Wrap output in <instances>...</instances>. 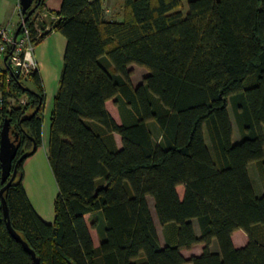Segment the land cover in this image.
I'll return each mask as SVG.
<instances>
[{
	"label": "trees",
	"instance_id": "16d2710c",
	"mask_svg": "<svg viewBox=\"0 0 264 264\" xmlns=\"http://www.w3.org/2000/svg\"><path fill=\"white\" fill-rule=\"evenodd\" d=\"M103 1L62 0L55 20H38L45 5L34 0L25 21L35 44L53 29L67 38L50 112L54 222L37 213L23 185L24 160L42 143L40 72L23 79L0 67L10 74L0 83L3 119L19 133L17 175L4 192L13 228L42 264H264L256 231L264 228V190L256 193L249 174L254 161L264 188V0H124L122 20L107 19ZM132 63L148 69L136 85ZM10 95L27 101L9 107ZM237 229L249 235L243 246L233 242ZM195 243L203 252L184 256ZM0 264H36L9 231L1 200Z\"/></svg>",
	"mask_w": 264,
	"mask_h": 264
},
{
	"label": "crops",
	"instance_id": "0c3cea01",
	"mask_svg": "<svg viewBox=\"0 0 264 264\" xmlns=\"http://www.w3.org/2000/svg\"><path fill=\"white\" fill-rule=\"evenodd\" d=\"M43 2L45 5V10L44 11L41 10L42 14L44 12H47L48 14L51 15L53 12L60 9L62 0H43ZM103 7H104V16L107 19H117V20L123 19L124 0H104ZM37 10L40 11V8H38ZM21 14L22 13H21L20 0H0L1 23L12 22L13 24L19 26L20 23L22 22ZM45 20H47V18H45ZM66 44H67L66 36L61 31L57 29H53L46 36H44L39 42L36 43L34 50V54L38 62V70L40 72L43 85L45 88V103H44V111H43L44 119H43V127H42V143L30 155H28L25 158L23 163V168H24L23 185L31 200L33 207L35 208L37 213L47 222H54L55 220L54 202L59 191L57 180L53 173L48 156V143L50 136V112L53 106L54 96L59 87ZM1 66L2 65L0 63V67ZM26 84H28V86L30 87H34V83L32 80L26 81ZM115 136L118 145L121 146L122 142H121L120 134L115 133ZM251 163L249 164V170ZM179 187H182L184 190L183 185H179ZM254 188L255 191H257L255 186ZM147 198H148V202H149V198L152 199V201H154L152 196H148ZM150 208L153 219L156 224L155 216L153 214L151 205ZM87 216H89L88 217L89 220L90 214L85 215V217ZM192 221L194 224L195 232L197 233V235H199L201 230L198 221L196 218H193ZM156 227L159 233L161 243L164 244L165 238L163 235V231L161 235L157 224ZM94 229L97 236L94 235ZM90 231L92 234L94 244L99 245L101 237L99 236L97 229L90 227ZM256 231H257V235L264 236L263 226L258 227ZM232 239L236 246H243L248 242L249 235L244 229H237L232 233ZM203 248H204L203 243H195L190 248H183L182 253L184 256L190 257L192 255H198L202 253ZM210 248L213 251H219V244L216 238L212 239Z\"/></svg>",
	"mask_w": 264,
	"mask_h": 264
},
{
	"label": "built area",
	"instance_id": "2783aa9c",
	"mask_svg": "<svg viewBox=\"0 0 264 264\" xmlns=\"http://www.w3.org/2000/svg\"><path fill=\"white\" fill-rule=\"evenodd\" d=\"M47 15V12L43 13ZM16 25L12 22L1 23L0 22V56H3L4 65L1 67L3 69L9 68L11 72L16 73L21 78L25 79L29 76L31 72L38 69V62L34 54L35 42L32 40L30 28L23 25L21 31L15 35ZM39 33L42 30L38 29ZM6 57V59H5ZM17 67H19V72L17 73ZM10 74L4 76L0 68V83H9ZM6 91H10L7 88ZM4 88L0 87V131L3 124V109L5 106L4 100ZM27 101V96H8L9 107L12 104H22Z\"/></svg>",
	"mask_w": 264,
	"mask_h": 264
},
{
	"label": "water",
	"instance_id": "95a60500",
	"mask_svg": "<svg viewBox=\"0 0 264 264\" xmlns=\"http://www.w3.org/2000/svg\"><path fill=\"white\" fill-rule=\"evenodd\" d=\"M40 1V0H38ZM34 0H20L22 13L25 14L24 20H26L31 13L34 11L35 6H32ZM22 23L17 28L15 35L18 34ZM6 59V57H5ZM19 72V67H17V73ZM18 139L19 133L15 132L12 136L11 134V120L6 117L2 124V129L0 131V163H1V182L4 185L0 189V200L3 210V217L6 220L7 227L11 234L20 241L24 248L32 255L33 260L36 264H42L39 256L35 250L29 245V243L13 228L11 220L9 217V209L7 200L4 196L5 190L11 185L17 175V164L13 168V160L17 156L18 151ZM36 148L34 143L33 149ZM26 154H23L19 157V160L25 157Z\"/></svg>",
	"mask_w": 264,
	"mask_h": 264
},
{
	"label": "rangeland",
	"instance_id": "374dc122",
	"mask_svg": "<svg viewBox=\"0 0 264 264\" xmlns=\"http://www.w3.org/2000/svg\"><path fill=\"white\" fill-rule=\"evenodd\" d=\"M124 14L125 13H124V10H123V16H124ZM3 58H4L3 56H0L1 65H4ZM130 69L132 70L131 79H132V82H133L134 85H136L139 82H141L142 79L144 78V76L148 73V69L146 67L138 65L136 63H132L130 65ZM108 107H109V109H112V110L114 109L112 100H110L108 102ZM115 109L117 110V107ZM228 109H229L231 121H232L233 128H234L233 141H239L241 139V132H240L239 126L237 124V121L235 119L234 111H233V109L231 107V104L229 105ZM117 117L119 118V116H117ZM148 123H149V126H150L151 130H152L154 141L156 143H160L161 142V129H160L159 125L157 124V122L155 120H150V121H148ZM207 142L209 143L208 137H207ZM249 172H250V177H251L252 183L256 187V190H257L256 192H258L257 194H261L264 188H263L262 181L260 180V177H259V174H258L257 165H256V163L254 161L250 165ZM178 190H179L180 194L183 193V188L182 187L178 186ZM149 203H150V205L152 207L153 214L155 216V220H156V224L158 226L159 232L162 235V227H161V225H160V223H159V221L157 219V215H156V211H155V207H154V201H152V199L149 198ZM88 217L89 216H87L86 219L89 222ZM94 235L97 236L96 232H95V229H94Z\"/></svg>",
	"mask_w": 264,
	"mask_h": 264
},
{
	"label": "bare ground",
	"instance_id": "6f19581e",
	"mask_svg": "<svg viewBox=\"0 0 264 264\" xmlns=\"http://www.w3.org/2000/svg\"><path fill=\"white\" fill-rule=\"evenodd\" d=\"M21 6V5H20ZM35 10V9H34ZM21 13H22V10H21ZM33 13V12H32ZM31 13V14H32ZM23 14V13H22ZM21 14V20H22V26L20 27V29L23 27V25H25V21L27 20H24V17H25V14H23L22 15ZM24 16V17H23ZM38 18V20H45V18H47V19H51V20H55L56 18H57V16L54 14V13H52L51 15L50 14H48V15H44V14H42V12L37 16ZM20 23V24H21ZM16 27L18 28L19 26L18 25H16ZM51 28V23H48L47 25H46V29H50ZM20 29H19V31H20ZM37 29H40V28H37ZM17 30V29H16ZM41 30V29H40ZM19 33V32H18ZM36 45V44H35Z\"/></svg>",
	"mask_w": 264,
	"mask_h": 264
}]
</instances>
